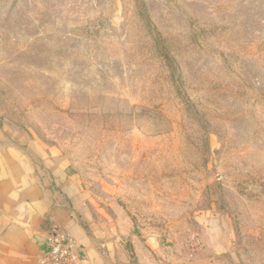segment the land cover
Returning <instances> with one entry per match:
<instances>
[{
    "label": "rangeland",
    "instance_id": "obj_1",
    "mask_svg": "<svg viewBox=\"0 0 264 264\" xmlns=\"http://www.w3.org/2000/svg\"><path fill=\"white\" fill-rule=\"evenodd\" d=\"M16 142L115 264H264V0H0Z\"/></svg>",
    "mask_w": 264,
    "mask_h": 264
},
{
    "label": "crops",
    "instance_id": "obj_2",
    "mask_svg": "<svg viewBox=\"0 0 264 264\" xmlns=\"http://www.w3.org/2000/svg\"><path fill=\"white\" fill-rule=\"evenodd\" d=\"M20 143H0V264H41L52 223L79 246L83 264H115L107 242L96 236L81 183L60 166L42 170L36 164L41 158L25 154Z\"/></svg>",
    "mask_w": 264,
    "mask_h": 264
},
{
    "label": "built area",
    "instance_id": "obj_3",
    "mask_svg": "<svg viewBox=\"0 0 264 264\" xmlns=\"http://www.w3.org/2000/svg\"><path fill=\"white\" fill-rule=\"evenodd\" d=\"M46 246L41 264H83L79 246L59 223L50 225Z\"/></svg>",
    "mask_w": 264,
    "mask_h": 264
}]
</instances>
